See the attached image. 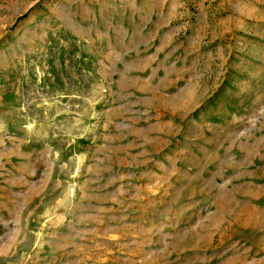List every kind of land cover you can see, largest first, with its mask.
Wrapping results in <instances>:
<instances>
[{
    "label": "rangeland",
    "instance_id": "374dc122",
    "mask_svg": "<svg viewBox=\"0 0 264 264\" xmlns=\"http://www.w3.org/2000/svg\"><path fill=\"white\" fill-rule=\"evenodd\" d=\"M0 264H264V0H0Z\"/></svg>",
    "mask_w": 264,
    "mask_h": 264
}]
</instances>
